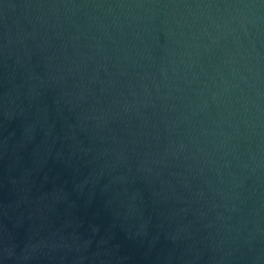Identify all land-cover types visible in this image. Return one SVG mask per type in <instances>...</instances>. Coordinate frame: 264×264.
I'll return each mask as SVG.
<instances>
[{"label":"water","instance_id":"obj_1","mask_svg":"<svg viewBox=\"0 0 264 264\" xmlns=\"http://www.w3.org/2000/svg\"><path fill=\"white\" fill-rule=\"evenodd\" d=\"M0 264H264V0H0Z\"/></svg>","mask_w":264,"mask_h":264}]
</instances>
